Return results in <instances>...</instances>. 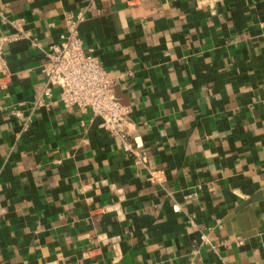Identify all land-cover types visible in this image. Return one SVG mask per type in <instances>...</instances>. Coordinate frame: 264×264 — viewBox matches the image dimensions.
I'll return each mask as SVG.
<instances>
[{"label":"crops","instance_id":"obj_1","mask_svg":"<svg viewBox=\"0 0 264 264\" xmlns=\"http://www.w3.org/2000/svg\"><path fill=\"white\" fill-rule=\"evenodd\" d=\"M80 9L153 174L98 117L43 97V50ZM0 13L40 42L5 44L0 264H264V0H0Z\"/></svg>","mask_w":264,"mask_h":264},{"label":"built area","instance_id":"obj_2","mask_svg":"<svg viewBox=\"0 0 264 264\" xmlns=\"http://www.w3.org/2000/svg\"><path fill=\"white\" fill-rule=\"evenodd\" d=\"M0 16L12 27L9 32L0 28V74H4L7 66L6 43L28 39L32 45L40 46V42L22 29L20 19H7L2 13ZM85 17L84 9L65 12L63 32L57 41L47 43L43 50L45 61L40 67L45 78L43 97L49 100L55 98L66 110L89 111L98 117L100 126L118 137L124 150L153 174L149 169L146 147L143 144L133 145L129 138L133 125V107L123 103L115 94L116 77L110 75L99 58L84 46L79 26ZM50 102H44L41 98L34 107ZM12 113L18 117L24 115L18 108H13Z\"/></svg>","mask_w":264,"mask_h":264}]
</instances>
